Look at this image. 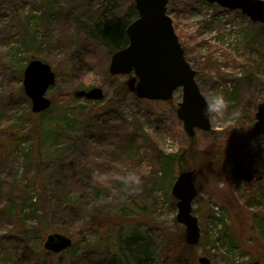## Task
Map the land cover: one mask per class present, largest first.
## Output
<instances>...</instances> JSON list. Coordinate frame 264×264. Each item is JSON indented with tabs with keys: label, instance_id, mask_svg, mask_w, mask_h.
<instances>
[{
	"label": "rangeland",
	"instance_id": "374dc122",
	"mask_svg": "<svg viewBox=\"0 0 264 264\" xmlns=\"http://www.w3.org/2000/svg\"><path fill=\"white\" fill-rule=\"evenodd\" d=\"M4 3L0 264L104 260L108 255L96 233L105 236L119 228L125 236L137 232L160 247L164 264H182L183 259L198 264L200 257L211 264H264V181L244 186L232 168L239 160L264 177V158L250 156V149L264 154V141L251 132L264 101V25L203 0H173L170 5L168 15L202 94L208 101L223 92L226 106L222 115H211V132H197L194 148L215 162L195 177L199 197L193 212L200 220L202 244L166 255L169 238L185 239L172 194L178 158L189 149L177 117L183 90L171 102L143 101L124 90L117 97L113 89L128 77L110 74L112 54L95 36L101 24L123 22L135 0ZM33 60L57 74L47 93L52 106L37 117L23 86L24 71ZM94 87L103 89V101L73 97ZM214 148L218 150L209 156ZM246 192L259 201L247 204ZM52 233L70 237L72 247L60 254L47 252L43 244Z\"/></svg>",
	"mask_w": 264,
	"mask_h": 264
},
{
	"label": "water",
	"instance_id": "95a60500",
	"mask_svg": "<svg viewBox=\"0 0 264 264\" xmlns=\"http://www.w3.org/2000/svg\"><path fill=\"white\" fill-rule=\"evenodd\" d=\"M223 9L240 11L254 23L264 25V0H203ZM169 0H135L138 18L127 28L129 45L113 54L109 72L112 76H128L126 89L138 99L170 102L178 89L183 90L178 103L177 117L184 130L194 141L197 130H212L211 116L204 115L207 99L197 82V73L185 56V51L175 31L173 20L167 13ZM56 72L40 60L31 61L24 71V91L32 102V112L43 113L52 106L48 91L56 85ZM77 99L100 102L105 98L103 89L94 87L74 93ZM253 132L264 133V102L256 112ZM234 174L245 183L255 180L254 172L242 161L232 164ZM198 171L188 168L181 171L172 188L178 209L177 222L185 226L184 242L190 249L201 243L200 220L193 212V203L199 196L195 183ZM73 241L70 237L54 233L47 237L44 248L59 254ZM198 264H211L207 257H200ZM254 264H260L255 262Z\"/></svg>",
	"mask_w": 264,
	"mask_h": 264
},
{
	"label": "trees",
	"instance_id": "16d2710c",
	"mask_svg": "<svg viewBox=\"0 0 264 264\" xmlns=\"http://www.w3.org/2000/svg\"><path fill=\"white\" fill-rule=\"evenodd\" d=\"M3 1L7 2L8 0H2V2L0 0V12L4 8L3 4L5 3ZM171 4L173 5V0H169L168 9H167L168 13H170L173 10L172 7L170 6ZM130 8L131 9L128 12V15L121 20L123 22L114 23L107 21L101 24V27H99L98 32L95 33V36L101 39L105 43L109 52L112 55L115 52L120 51L129 45V39L126 35V29L139 16L138 11L136 10L134 5H132ZM123 90L126 91V93H130L126 89L125 83L120 85L118 88L113 89V92L117 97H119V95H121V92H123ZM74 98L76 100L88 101L86 99H77L76 97ZM39 115L40 114H36L35 116L37 117ZM197 132H202V131H197ZM256 138L264 141V138L261 137H256ZM196 139H197V133L194 141H192L188 137L189 149L187 152L180 155V157L178 158V170H180V172L188 168H193L198 171L197 174H202L207 168L211 167V159H209L208 156L203 157L195 153L194 148L197 142ZM216 150H218V148H214L213 151L208 155L212 156L211 154H214ZM253 155L258 159L264 158V154L260 149H250V156L252 158ZM244 197L246 198V203L249 204L250 206L255 205V203H253L254 202L253 200L257 199L259 201L258 196L253 197L252 194L249 192H246L244 194ZM257 216H258L257 214L251 216V222L252 224H254L253 225L254 227H256L257 224V220H258ZM96 236H99L98 238L102 241L101 243L104 247V250L107 252L108 257L104 260H99V261H90V260L79 261L78 264H164V261L160 255V249H159L160 247L159 248L152 247L150 240L146 236L141 235L140 233L135 232L131 235L125 236L123 231H121V229L119 228L116 229L113 233L111 234L109 233V235H105V236H101L97 232ZM167 242H169L168 244L170 246L167 247L166 255H168L169 252L182 253L183 250L186 252H191L192 250L187 247L181 235H178L173 239L169 238ZM201 244L202 241L199 246H201ZM176 262L178 263L179 261ZM184 262L185 261L183 259V261L179 263L184 264Z\"/></svg>",
	"mask_w": 264,
	"mask_h": 264
},
{
	"label": "clouds",
	"instance_id": "9594fccd",
	"mask_svg": "<svg viewBox=\"0 0 264 264\" xmlns=\"http://www.w3.org/2000/svg\"><path fill=\"white\" fill-rule=\"evenodd\" d=\"M226 106V99L223 92H217L210 97V99L206 102V106L204 108V115L206 117L211 116L212 114H216L217 116L222 115V110ZM264 137V133L260 134Z\"/></svg>",
	"mask_w": 264,
	"mask_h": 264
},
{
	"label": "flooded vegetation",
	"instance_id": "af4514ba",
	"mask_svg": "<svg viewBox=\"0 0 264 264\" xmlns=\"http://www.w3.org/2000/svg\"><path fill=\"white\" fill-rule=\"evenodd\" d=\"M264 102V101H263ZM262 103V102H261ZM259 106V105H258ZM257 109H258V107H257ZM257 112V111H256ZM255 120H256V114H255ZM256 122V121H255ZM255 124V123H254ZM254 124L252 125V128H251V132L255 135V133L253 132V126H254ZM256 137H261V138H264V137H262V136H257V135H255ZM215 162H213V161H211V166H213V164H214ZM250 168V167H249ZM209 168H207L205 171H207ZM252 170V169H251ZM253 171V170H252ZM254 172V174H255V180L252 182V183H245V182H243L244 184V186L245 185H250V186H253V185H257V184H259V183H261V182H263L264 181V177L263 176H259V175H257V173H255V171H253ZM242 181V180H241Z\"/></svg>",
	"mask_w": 264,
	"mask_h": 264
},
{
	"label": "bare ground",
	"instance_id": "6f19581e",
	"mask_svg": "<svg viewBox=\"0 0 264 264\" xmlns=\"http://www.w3.org/2000/svg\"><path fill=\"white\" fill-rule=\"evenodd\" d=\"M127 35V34H126Z\"/></svg>",
	"mask_w": 264,
	"mask_h": 264
}]
</instances>
